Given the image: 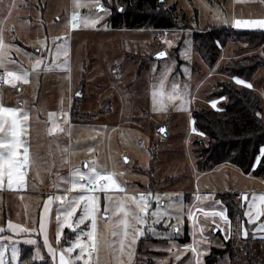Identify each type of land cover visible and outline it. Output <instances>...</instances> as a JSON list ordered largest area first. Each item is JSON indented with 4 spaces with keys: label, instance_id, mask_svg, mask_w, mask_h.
<instances>
[{
    "label": "rangeland",
    "instance_id": "obj_1",
    "mask_svg": "<svg viewBox=\"0 0 264 264\" xmlns=\"http://www.w3.org/2000/svg\"><path fill=\"white\" fill-rule=\"evenodd\" d=\"M123 2L0 0V73L5 76L0 109L14 110L0 112V155L7 157L14 143L13 116L15 139L20 142L13 149L15 159L23 161L27 149V163L13 174L11 187L7 167L0 179V229L12 233L7 228L11 223L25 233L37 230L42 201L49 192L52 206L44 231L39 229L43 247L35 248L36 260L49 256L59 264L63 254L71 264H189L183 263L186 258L169 263L161 250H148V245H165L154 240L163 238L180 243L187 220L190 224L189 205L198 204L202 192L236 194L237 201L247 205V219L251 215L264 232V178L245 175L227 164L198 171L192 126L194 110L218 109L222 100L211 93L217 83L229 80L223 67L231 60L262 55L260 49L248 50L229 41L209 68L195 50L193 32L259 28L245 22L264 21V0H163L162 6L176 5V12L182 13L192 28L186 31L112 29L109 21L118 8L125 9ZM100 4L110 14L101 11ZM160 52L165 56L155 59ZM236 85L260 96L264 123V68L252 82ZM78 89L82 97L75 100ZM213 101H218L215 108ZM159 128L165 129V135ZM20 174L22 179H17ZM90 178L97 186L93 196L98 198L97 209L77 227L89 203L79 197H91L85 189ZM110 183L115 187L101 190V185ZM141 195L146 197L143 202ZM77 202L76 212L66 218L69 205ZM196 210L204 212L202 206ZM199 216L193 221L199 230L203 224L210 228L204 239L211 240L218 223ZM230 226L226 240L221 231L216 235L222 244L232 238L233 245L239 246L248 233L256 235L241 224ZM65 229L68 237L74 236L58 248L57 233L61 239ZM85 233H92V239ZM187 234V247L203 248L200 236L192 239ZM45 235L55 260L44 246ZM4 237L0 235V253L5 264H11L14 247L19 264V243ZM78 239L86 248L83 255L81 247L73 248ZM209 244H204L199 256L201 264L204 253L210 252ZM67 248L73 251L68 253ZM174 251L180 257L184 253ZM232 263L246 262L235 257Z\"/></svg>",
    "mask_w": 264,
    "mask_h": 264
},
{
    "label": "trees",
    "instance_id": "obj_2",
    "mask_svg": "<svg viewBox=\"0 0 264 264\" xmlns=\"http://www.w3.org/2000/svg\"><path fill=\"white\" fill-rule=\"evenodd\" d=\"M123 1L126 6L123 12H116L109 21L112 29L192 30L182 13L176 12V5L167 8L162 6L159 0ZM179 21L182 22L180 27ZM193 41L196 52L209 68L214 66L219 49L229 41L241 44L248 50H261L262 55L231 60L223 67L222 70L229 80L217 83L211 95L213 98L224 99H221L216 110H194L192 126L197 136L194 141V153L198 171L208 172L217 166L227 164L236 167L245 175L264 178V164H257L259 151L264 147L262 102L254 90L238 86L233 81L239 79L246 83L252 82L257 72L264 68V31L206 28L193 32ZM217 41L220 42L219 45ZM262 92L264 95V86ZM214 198L226 209L227 218L232 226L241 224L246 229L253 230L254 226L247 224L244 218L245 205L237 201L236 194L216 193ZM235 220L237 222H234ZM183 236L184 238L178 241L186 244L189 241L186 227ZM67 241L62 239L59 246L67 244ZM260 242L255 241L251 233L242 239L239 246H234L230 238L224 242L222 249H210L204 258V264H218L225 256L231 264H234L232 259L235 257L246 262L240 264H264V241ZM35 248L21 245L19 264H54L46 256L36 260Z\"/></svg>",
    "mask_w": 264,
    "mask_h": 264
},
{
    "label": "crops",
    "instance_id": "obj_3",
    "mask_svg": "<svg viewBox=\"0 0 264 264\" xmlns=\"http://www.w3.org/2000/svg\"><path fill=\"white\" fill-rule=\"evenodd\" d=\"M239 30H261V31H264V28H238ZM122 30V29H121ZM46 196L44 197L43 201H42V205H41V209H40V212H42V217L44 219V225L46 224L47 220L49 219V214H50V209H51V206H52V203L49 201L51 200L50 198V193L46 191ZM205 194L204 192L201 193V197L198 198L199 202L197 204V202L194 204L195 201H192L189 205V210H191V215L193 216V219H196L199 215H202V216H199V219H205L207 220L208 218H212V221L213 222H217L218 225L217 226V229H216V233H213V237L211 238V240H205L204 237L207 235V233L209 232L210 228L206 225V224H203L202 228H200L199 230V225H196L193 221V219L190 220V224H189V227H188V220H187V228H188V231L191 238L193 239V235H198L201 237V245L203 246V248L205 247L204 244H208L210 243L209 245V250L211 248H222L221 245L222 244V239L220 240V238L216 235H218V231H221L220 233V236H222V238L224 239L226 236L228 237L230 235V220L227 218V215H226V209L224 208L223 205H221L218 201L215 200L214 198V195H203ZM197 201V200H196ZM47 204V207H48V211L45 212V205ZM192 204V205H191ZM245 205V212H244V218L247 222V224L249 225H253L254 228L252 230V232H255L256 235H253V238L255 239V241H264V232H260L259 229H258V223H253L252 221H250L249 219H247V205ZM203 207L204 209V212L201 211V210H196V209H200V207ZM213 210L215 212H223L224 213V218L222 219L221 216L219 215H209V216H206L205 213L208 212L209 210ZM39 216H40V213H39ZM189 217V216H188ZM220 221L218 222L217 220ZM5 223H7V221H5ZM9 223V222H8ZM11 224V223H9ZM13 225V224H11ZM256 225V226H255ZM14 228L10 229L9 226L7 227L8 229H10L12 231V233L8 230H6V228H2L3 231H0V235L3 236V235H6L7 238L4 237V239H8L12 242H17L19 243V246L21 247V245H27V246H39V247H43V242L41 240V233L39 231V229H41V224L38 226V229L33 231L32 233H25L24 231H21L20 229L16 228L15 225H13ZM244 227V226H243ZM201 229H203V231H201ZM232 229V227H231ZM66 230H64L63 234H62V237L58 243V248H60V242L62 239H65V241H67V244L70 240H72L73 238V234L71 235V237H68L67 234H66ZM264 229H262L263 231ZM73 232V231H72ZM201 232V233H200ZM19 233V234H17ZM252 234V233H251ZM151 238V237H150ZM28 239H31L33 241H35L34 244H27L25 243L26 240ZM153 239V238H152ZM156 241H163L165 243V245H158L156 247H152L150 245H148V247L150 249H148V247H146L145 249H148V250H155V252L157 253L158 251L161 250V252L163 253V256L162 258H166L169 263H178L179 261L181 262L183 259L186 258V260L183 262V263H189V261H191V264L192 263H196V256H194L193 254V251H192V248L190 247H187V245L189 244H180V243H175V242H172V240L170 238L166 239V238H163V239H154ZM226 240V239H224ZM66 245V244H65ZM186 245V246H185ZM64 246V245H63ZM62 247V246H61ZM203 248L202 249H198L200 251V253L202 252L203 253ZM175 249H181V250H184V253L183 255L180 257L179 256H176L175 255ZM90 251V250H89ZM209 254V251L207 250V253L205 252L203 257L205 258L207 255ZM185 255V256H184ZM184 256V257H183ZM47 258L51 261V263H54V261H52V259L47 256ZM161 258V259H162ZM203 258V260H204ZM55 260V259H53ZM228 258L225 256L223 257L219 262L218 264H230L228 263ZM158 260L154 263H157ZM226 262V263H225ZM204 263V262H203ZM168 264V263H166Z\"/></svg>",
    "mask_w": 264,
    "mask_h": 264
},
{
    "label": "snow or ice",
    "instance_id": "obj_4",
    "mask_svg": "<svg viewBox=\"0 0 264 264\" xmlns=\"http://www.w3.org/2000/svg\"><path fill=\"white\" fill-rule=\"evenodd\" d=\"M161 2H163V0H161ZM99 9L101 11H105L106 13L110 14V10L109 9H105L103 7L102 4L99 5ZM118 11L120 12H123V8H118L117 9ZM76 15L74 14L72 19L73 21L76 20ZM237 25L240 24L239 21L236 22ZM247 23L249 26H258L260 28H264V21H251V22H245ZM219 41H217V44L219 45ZM159 57H163L165 56V53L164 52H160L158 54ZM37 63L39 64L40 61L38 60ZM9 75H12L11 73ZM236 83L240 84V83H244L242 81H240L239 79L236 80ZM245 86H249V85H246ZM221 99H224V98H221ZM218 103V101H213L212 102V107L215 108L216 107V104ZM4 111H8L9 113H14V110L12 109H0V112H4ZM24 119L26 120L27 119V116L24 117ZM16 125H17V121H16V118L15 116H13V124H12V128H13V139H14V143L10 144V148H9V154L7 157H5L4 155H0V179H2V176H3V173H4V170L5 168L7 167V171H8V183H9V186L11 187L12 183H13V174L15 172H18L19 168H22L24 167V165L27 163V149L24 150V160L23 161H20L18 159H15L17 153L16 151H14L13 149L14 148H19L20 147V142L18 140H16V136H17V132H16ZM159 131H163V129H160ZM0 147H3V144L0 143ZM125 162H127V158H125ZM257 164H264V147H261L260 151H259V154L257 156ZM17 179H22V174L18 175L17 176ZM81 179H83V177H81ZM99 179L101 180H108V181H111V177H105V176H101L99 177ZM89 182L90 183H93L92 179L90 178L89 179ZM73 187L75 188L76 185L74 184ZM81 187H83V185H81ZM112 187H115V185L113 184H109L107 186H103L101 185L100 188L101 190H106L107 188H112ZM96 188V185L93 184V190H95ZM117 190H121L122 189H118ZM57 199H60V197H57ZM262 200H264V197L261 198ZM79 200L80 201H84V200H87L89 203L85 205L84 207V210H83V214L81 215L80 217V220L77 222L76 226L78 227L79 226V223H82L83 220L85 218H89V217H93L95 212H96V209H97V205L95 203L96 200H98L97 197H87V196H80L79 197ZM140 200L143 202L146 200V197L144 195H141L140 196ZM51 202V200L49 201V203ZM77 206H78V202L76 204H71L69 205V209L70 210H67L66 213H65V216L66 218H70L73 216V214L76 212V209H77ZM147 210V205L145 204V208H144V211ZM48 211V207H47V204L45 205V212ZM219 215L221 216V218L223 219L224 218V213L223 212H215V213H205V215ZM59 219V217H58ZM139 220V218H137ZM189 219H193V216L191 214H189ZM252 217L251 215H249V220L251 221ZM41 232L44 231L45 229V225H44V219L43 217H41ZM70 228L72 227L71 224L68 225ZM95 226V222L93 221V228ZM9 228L12 229L14 228L13 225L9 224ZM74 230V229H73ZM179 227L177 226L176 227V232L178 233L179 232ZM0 231H3V229H0ZM201 231H203V229H201ZM85 235H88L90 239H92V233H85ZM60 240V233L58 232L57 233V242H59ZM25 243L27 244H34L35 241L31 240V239H28L25 241ZM44 246L48 249L50 255L53 256V259H55V255L56 253L54 252V250L49 246L48 244V239H47V236L45 235L44 236ZM75 247H81V255L84 254L86 248L85 246H81L80 245V242H79V239L76 241V243L73 245V248ZM73 248H67L65 249L66 252L68 253H71L73 251ZM192 251H193V254L196 256V264H201V261L199 259V256L201 255L200 251L196 248H192ZM77 259H79V257H77ZM16 261H17V249L14 247L12 249V261H11V264H16ZM0 264H5V259H4V256H3V253H0ZM59 264H71L70 261H67L64 257L63 254L60 255V259H59ZM189 264H191V261H189Z\"/></svg>",
    "mask_w": 264,
    "mask_h": 264
},
{
    "label": "built area",
    "instance_id": "obj_5",
    "mask_svg": "<svg viewBox=\"0 0 264 264\" xmlns=\"http://www.w3.org/2000/svg\"><path fill=\"white\" fill-rule=\"evenodd\" d=\"M4 81H5V76H4L3 73H0V88L3 86ZM93 184H94V183H87V184L85 185V189H86V191H87V194H88L89 196H91V197H93L94 194H95V192L97 191V186H96L95 190H93ZM89 254H90V255L93 254L92 250L89 251Z\"/></svg>",
    "mask_w": 264,
    "mask_h": 264
},
{
    "label": "water",
    "instance_id": "obj_6",
    "mask_svg": "<svg viewBox=\"0 0 264 264\" xmlns=\"http://www.w3.org/2000/svg\"><path fill=\"white\" fill-rule=\"evenodd\" d=\"M160 3H161V1H160ZM155 59H160V57L157 56V57H155ZM75 97L76 98H81L82 97V93L81 92H78L77 94H75ZM160 129H163V131H159ZM159 130L158 131L160 133H163L165 135V129L164 128H159ZM103 218H107V215H103ZM213 233H216V230H214Z\"/></svg>",
    "mask_w": 264,
    "mask_h": 264
},
{
    "label": "flooded vegetation",
    "instance_id": "obj_7",
    "mask_svg": "<svg viewBox=\"0 0 264 264\" xmlns=\"http://www.w3.org/2000/svg\"><path fill=\"white\" fill-rule=\"evenodd\" d=\"M160 1H161V0H159V3H160ZM160 4H162V2H161ZM117 11H118V10H117ZM118 12L121 13L120 11H118ZM112 17H113V16H112ZM110 20H111V19H110ZM77 91L82 93V90H80V89H78ZM78 92H77V93H78ZM77 93H76V94H77ZM75 100H78V99L76 98ZM75 100H74V101H75ZM74 104H75V103H74Z\"/></svg>",
    "mask_w": 264,
    "mask_h": 264
}]
</instances>
